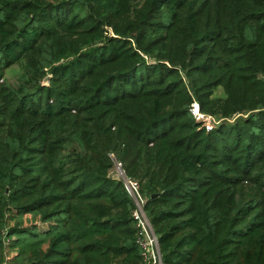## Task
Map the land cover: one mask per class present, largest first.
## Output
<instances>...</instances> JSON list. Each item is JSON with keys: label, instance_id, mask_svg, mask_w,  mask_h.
<instances>
[{"label": "trees", "instance_id": "16d2710c", "mask_svg": "<svg viewBox=\"0 0 264 264\" xmlns=\"http://www.w3.org/2000/svg\"><path fill=\"white\" fill-rule=\"evenodd\" d=\"M111 153L163 264H264V0H0V264H149Z\"/></svg>", "mask_w": 264, "mask_h": 264}, {"label": "built area", "instance_id": "2783aa9c", "mask_svg": "<svg viewBox=\"0 0 264 264\" xmlns=\"http://www.w3.org/2000/svg\"><path fill=\"white\" fill-rule=\"evenodd\" d=\"M110 157L114 162L113 168H115L116 172H119V179L124 181L126 190L136 202L137 208L133 213V217L138 222V243L143 249L144 258L147 262H149V264H163L157 237L155 236L152 226L144 212L145 198L140 193L139 183L135 180L127 178L123 170L122 163L116 159L115 154L111 153Z\"/></svg>", "mask_w": 264, "mask_h": 264}, {"label": "rangeland", "instance_id": "374dc122", "mask_svg": "<svg viewBox=\"0 0 264 264\" xmlns=\"http://www.w3.org/2000/svg\"><path fill=\"white\" fill-rule=\"evenodd\" d=\"M8 81L9 83L12 85V86H16L17 83H18V77H17V74L16 73H13L11 72L9 77H8ZM111 175L114 177V178H117L119 179L120 175H119V172L115 171V168H113V170L111 171Z\"/></svg>", "mask_w": 264, "mask_h": 264}, {"label": "water", "instance_id": "95a60500", "mask_svg": "<svg viewBox=\"0 0 264 264\" xmlns=\"http://www.w3.org/2000/svg\"><path fill=\"white\" fill-rule=\"evenodd\" d=\"M49 79H50V77H47L46 79H45V81H44V84H46L48 81H49ZM158 195H153L152 196V198H155V197H157Z\"/></svg>", "mask_w": 264, "mask_h": 264}]
</instances>
